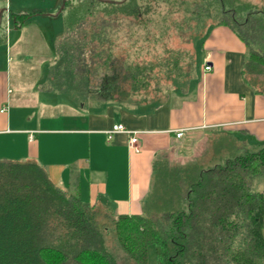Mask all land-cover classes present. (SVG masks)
<instances>
[{"label": "trees", "instance_id": "1", "mask_svg": "<svg viewBox=\"0 0 264 264\" xmlns=\"http://www.w3.org/2000/svg\"><path fill=\"white\" fill-rule=\"evenodd\" d=\"M176 1L187 4L191 15L204 10L205 15L221 16L205 30L227 25L248 44L246 71L252 76L248 83L264 92V7L238 0H64L59 13L66 29L64 41L75 50L72 58L78 59L86 30L103 46L99 64L107 76L97 91L113 100L134 97L133 92L117 89L118 65L113 63L109 31L123 26L140 31L138 37L147 43L158 40L168 28L166 24L156 29V7ZM196 16L201 27L204 16ZM10 17L17 28L29 14L10 12ZM72 30L78 35L69 37ZM201 40L200 36L193 39L196 53ZM151 69L150 63H136L127 71L134 85L142 80V87ZM182 84L177 82L175 87ZM213 146L214 153H227L220 162L183 167L154 164L145 211L119 214L113 220L114 237L128 264H148V247L153 248L154 264H264V146L236 153L234 142L220 137ZM255 180H262V188H256ZM89 211L77 198L59 191L35 164L0 161V264H63L66 260L115 264L102 249Z\"/></svg>", "mask_w": 264, "mask_h": 264}, {"label": "crops", "instance_id": "2", "mask_svg": "<svg viewBox=\"0 0 264 264\" xmlns=\"http://www.w3.org/2000/svg\"><path fill=\"white\" fill-rule=\"evenodd\" d=\"M15 30L0 54V161L35 164L59 191L112 220L142 214L154 164H168L202 137L227 138L236 153L264 146V92L248 83V44L227 25L195 36L201 45L184 84L142 100L86 91L66 29L55 50L27 21ZM54 53L64 60L54 61ZM114 124L133 132L136 151L130 133L107 136Z\"/></svg>", "mask_w": 264, "mask_h": 264}, {"label": "rangeland", "instance_id": "3", "mask_svg": "<svg viewBox=\"0 0 264 264\" xmlns=\"http://www.w3.org/2000/svg\"><path fill=\"white\" fill-rule=\"evenodd\" d=\"M0 0V54H2L1 46L5 44V38L9 34V38L14 39L18 34L15 30L9 10L13 12L22 11L29 14L26 19L28 24L34 25L46 38V44L50 50H55L56 43L65 34V26L59 8L62 0ZM118 2L120 0H108ZM244 4L253 5L256 8L264 7V0H238ZM9 2V4H8ZM3 4V5H2ZM156 7L153 21L156 29L162 30L164 26L168 30L158 38V40H149L148 43L138 37L140 31H132L131 28L118 26L116 29L109 31L112 43V55L115 56L113 63L117 66L116 84L117 89L123 92L134 93V99H145L156 97L171 91L175 84L185 82L187 76L192 71L194 61L196 60V51L193 44L195 36L201 34L205 27L221 18L219 15H205L204 10L193 11L191 15L189 6H182L177 1L171 4L160 2ZM158 11V12H157ZM8 12V13H7ZM167 12V13H166ZM163 14H169L164 17ZM203 14V15H201ZM204 16L201 23H198L197 16ZM200 16V17H201ZM177 26L180 30L177 31ZM86 27V26H85ZM165 28V29H166ZM155 33H158L155 31ZM6 35V36H5ZM78 34L75 31L69 33V37H75ZM100 44H105L101 42ZM103 46L98 44L96 38H90V34L85 31L84 42L79 48L78 63L81 68L78 71L80 76L84 77L86 91L93 92L99 88L102 78L107 76L103 72V64H99L102 56H98V51ZM135 50H138L135 51ZM72 55L75 50L70 49ZM137 52V53H136ZM96 54V55H95ZM103 54V52H101ZM49 56V55H48ZM54 61L60 62L64 60L59 53L52 54ZM33 57V56H32ZM50 57V56H49ZM81 58V59H80ZM6 59V58H5ZM34 59V58H33ZM147 61V62H146ZM146 62V63H145ZM152 64V69L148 75H145L144 86L139 87L142 82L134 85L131 76H129L132 64ZM168 63V64H167ZM165 64V65H164ZM126 67V68H125ZM129 69V71H127ZM107 70V69H106ZM258 76L257 78H260ZM252 78V76H250ZM147 80V81H146ZM262 80V79H261ZM138 81V80H137ZM174 82H176L174 84ZM184 84V83H183ZM258 87L262 86V82L256 83ZM138 86V87H137ZM136 87V88H134ZM161 93V94H160ZM113 93V97H115ZM137 96V97H136ZM215 138H201L193 143L189 149L182 154H176L170 158L168 164L170 166L183 167L192 163H199L207 166L215 162H220L225 157V152L218 151L214 153ZM256 182V180H255ZM145 211V210H144ZM89 213L92 215V221L96 225L98 236L102 242V249L108 258L112 259L115 264H128L130 261L122 252L113 234V220L111 217L101 211L99 208H90ZM146 214L149 212H145ZM147 262L154 264L153 248H147ZM63 264H75L73 260H66Z\"/></svg>", "mask_w": 264, "mask_h": 264}, {"label": "built area", "instance_id": "4", "mask_svg": "<svg viewBox=\"0 0 264 264\" xmlns=\"http://www.w3.org/2000/svg\"><path fill=\"white\" fill-rule=\"evenodd\" d=\"M203 70L206 71V70H209V66L207 64H204L203 65ZM114 133V132H124V133H127V134H131L129 137H128V146L130 148H132L133 150H137V146H136V137L134 136L133 132H129L127 130L124 129V127L121 125V124H114L112 125L111 129L107 131V136L109 137L110 136V133ZM176 137H180L182 135V131L181 130H178L175 132L174 134Z\"/></svg>", "mask_w": 264, "mask_h": 264}, {"label": "water", "instance_id": "5", "mask_svg": "<svg viewBox=\"0 0 264 264\" xmlns=\"http://www.w3.org/2000/svg\"><path fill=\"white\" fill-rule=\"evenodd\" d=\"M63 3H64V0L61 1V5H60V8H59V11H60L61 8L63 7Z\"/></svg>", "mask_w": 264, "mask_h": 264}]
</instances>
